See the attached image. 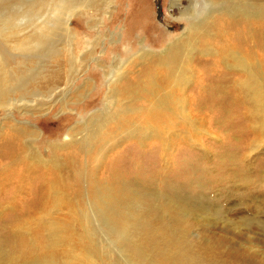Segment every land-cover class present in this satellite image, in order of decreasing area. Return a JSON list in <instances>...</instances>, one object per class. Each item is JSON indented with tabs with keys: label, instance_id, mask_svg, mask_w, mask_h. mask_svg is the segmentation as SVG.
Wrapping results in <instances>:
<instances>
[{
	"label": "rangeland",
	"instance_id": "rangeland-1",
	"mask_svg": "<svg viewBox=\"0 0 264 264\" xmlns=\"http://www.w3.org/2000/svg\"><path fill=\"white\" fill-rule=\"evenodd\" d=\"M225 1L227 6H240L241 18L264 19V10L260 11L264 0H0V48L15 53L18 61L25 60L27 67L37 68L38 75L44 68L48 80L38 87L42 93L35 101L37 108L15 104L10 110L0 109V127L14 121L13 125L38 130L37 139L46 140L39 150L49 158L50 140L72 143L71 129L76 126L73 135L82 139L90 133L83 123L102 116V111L112 110L113 117L116 107L122 106L126 114H133L129 109L148 105L145 92L127 97L126 104L123 98L108 101L119 71L134 61L165 57L190 29L197 37L193 27L199 21L210 23ZM225 7L223 13L228 15ZM29 36L40 40L23 48L11 43ZM191 51L195 65L210 57L201 49ZM135 68L137 75L142 67ZM37 80L43 82V77ZM193 82L194 78L186 84H193L189 90L193 98L184 105L196 126L189 142L176 141L174 136L165 150L162 140L129 139L127 125L117 117L108 119L104 139L115 147L105 148V157L94 163L108 190L122 187L111 178L118 174L121 178V171L124 177L153 183L146 187L148 195L156 198L157 210L137 209L152 207L147 199L110 204L103 212L99 210L103 204L92 210L87 200L96 197L90 180H70L73 188L66 181L64 195L78 203L73 210L61 206L53 213L36 215L0 212V264H264V120L254 115L249 100L221 107L222 103H201ZM30 83L28 92L31 88L35 92V83ZM158 131L169 130L159 125ZM82 161L87 162L83 151L77 164L86 167ZM59 196L63 198V193ZM52 223L64 230L58 232L65 235L63 240L56 242ZM204 243H215L218 255L206 253Z\"/></svg>",
	"mask_w": 264,
	"mask_h": 264
},
{
	"label": "bare ground",
	"instance_id": "bare-ground-1",
	"mask_svg": "<svg viewBox=\"0 0 264 264\" xmlns=\"http://www.w3.org/2000/svg\"><path fill=\"white\" fill-rule=\"evenodd\" d=\"M227 4L228 1H225V5H222L219 10V14L210 23L202 24L199 21L193 27L197 30V37L193 35L192 29H190L186 39L175 46V49L173 48L165 57H149L142 61L143 63L139 60L134 61L129 67L125 66L127 67L125 75L124 70L119 71L120 75L117 77L114 75L116 77L115 85H112L110 89L109 102L112 97H115L117 100L120 98L125 99L123 103L126 104L128 102L127 97L133 99L138 94L143 96V93H146L147 98L144 101L148 105H144L138 111L129 109L128 112L134 115L126 114L122 106L116 107L114 112L119 115L116 114L113 117L112 110L109 112L102 111V116L92 117L89 122L83 123L86 126V128L84 127L86 131L90 133L82 139L79 140L73 135L78 131L76 126L71 129L72 143L50 140L47 143L48 145L46 144L50 151L49 158L39 150L43 149L46 140L37 139L40 133L38 130L33 129V127L29 129L22 125H13L14 121L12 124L7 122L6 126L0 127V212H23L24 215H36L44 212L53 213V210H59L61 206L73 210L78 206V203L72 199L70 201L64 195L65 187L67 185L72 187L71 181H80L84 178L90 180V190L94 194L93 197H96L92 201L91 199L87 200V204L92 210L96 205L103 204L102 207H99V210L103 212L110 207V204H122L128 199L150 200L152 207L139 206L137 209L144 211L157 210V202H154L156 198L153 199L148 195L146 187H150L149 184L152 185L153 183L144 184L136 178H130V175L124 177L125 175L121 171L122 173L119 172L121 178H127L126 180L121 181L119 174L117 177L112 175L111 178H114L112 180H115L118 186L122 183V187L114 186V190H108V180L106 181L107 184H103L105 181L103 183L99 181L98 172H96L99 166L94 163L96 158L101 162L105 157V148L115 147L108 145V140L104 139H107L108 135V119L117 117H120V121L124 123V126L127 125L129 139L162 140L165 150L169 149L166 146L167 141L169 139L173 140L174 136L177 137L176 141L189 142L192 139L191 130L196 129V126L190 117L189 109L184 105L192 97L189 90L193 84L187 86L186 84L191 82L193 78V83H196L195 94L201 103L206 105L222 103L221 107L229 106L232 102L240 104L249 100L253 106L254 115L264 120V19H258V21L254 19L252 21L241 18L239 17L240 6L237 4L227 6ZM223 6H226L228 15L223 13ZM262 10L264 9H260V11ZM261 15L264 17V12ZM68 21L69 17L66 25L69 24ZM253 28H256V30ZM199 37H202L200 43ZM37 40H40L39 37L29 36L13 40L11 43L13 46L23 48ZM180 48H182V51ZM195 49H201V52L206 56L210 55L208 59L203 61L202 65L200 64L201 66L192 63L193 59L190 51ZM13 54L0 48V109L10 110L8 107L11 108L15 104L17 108L21 109H30L32 106L37 108L38 103L35 101L42 93L41 88L38 87L44 82L48 83V80L42 74L44 68L38 70L41 72L39 74L41 78L43 77V82H39L37 80L39 78L37 68L27 67L25 60L18 61ZM139 65L142 68L138 69V74L135 75L133 72L136 69L135 67ZM132 73L135 76L129 78L128 75ZM123 75L126 77L125 80H123ZM31 81L35 83V92L32 88L28 92V85L29 87L33 85L30 83ZM118 83L119 86L117 87ZM175 86H178V88L176 89ZM166 87L172 90L165 89ZM164 92L166 94L161 96ZM27 93H30V95H27ZM18 96L20 98L16 99ZM27 96L36 98L27 100ZM174 97L177 98L173 99ZM109 102L107 107H109ZM171 103L174 104L175 108L171 106ZM176 105H179L180 110L177 111ZM158 107H164V109L160 110ZM247 112L248 108L244 111L245 117H247ZM159 125L167 126L169 131H158ZM82 151L87 155V162L84 164L82 161V165L86 167L81 168L77 164V160L79 153ZM163 154L165 155V153ZM61 158H63V161ZM149 180L153 181V179ZM66 181L67 185H65ZM103 191L106 193L105 196L101 195L104 193ZM108 191L112 192L108 194ZM61 193H63V198L59 196ZM126 208H129L128 205H126ZM56 213H59V211ZM50 228L53 236L57 233L56 242L65 238V235L58 236V232L63 231L64 233V230L57 223H52ZM203 246L206 253L214 252L218 255L215 243H204ZM28 251L26 249L24 253L27 254ZM231 251L229 252L231 253ZM34 264H38V262Z\"/></svg>",
	"mask_w": 264,
	"mask_h": 264
}]
</instances>
